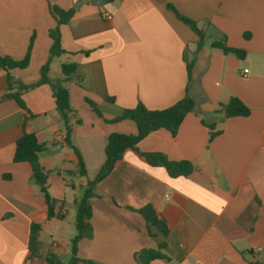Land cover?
<instances>
[{"label":"crops","instance_id":"0c3cea01","mask_svg":"<svg viewBox=\"0 0 264 264\" xmlns=\"http://www.w3.org/2000/svg\"><path fill=\"white\" fill-rule=\"evenodd\" d=\"M81 2L0 0V56L22 61L33 40L29 66L10 72L25 86L41 80L50 57V31L57 26L50 7L75 10L60 30L66 53L52 60L48 77L69 91L71 142L77 150L64 142L66 126L51 86L20 90L33 115L26 129L45 146L40 164L57 201L55 213L63 216L48 220L31 166L14 162L28 115L5 97L8 73L0 70V264H48L47 255L67 264L76 231L66 220L76 215V202L102 169L109 136L137 134L132 121H110L139 103L152 111L170 108L187 90L196 109L177 135L158 130L138 148L191 162L194 172L173 179L163 168L127 153L94 190L92 232L80 241L78 257L98 264H138L137 253L165 242L161 252L168 260L151 264H264V0H114L102 7ZM170 6L204 33L201 48L198 35ZM214 42L246 55L225 54L212 47ZM68 64L77 70L66 80L62 66ZM231 98L240 99L250 115L225 119L223 106ZM208 125L221 132L211 143ZM147 204L167 221V238L156 229L149 236L137 212ZM32 223L42 230L39 255L28 260Z\"/></svg>","mask_w":264,"mask_h":264},{"label":"trees","instance_id":"16d2710c","mask_svg":"<svg viewBox=\"0 0 264 264\" xmlns=\"http://www.w3.org/2000/svg\"><path fill=\"white\" fill-rule=\"evenodd\" d=\"M52 14L56 17L57 26L50 31V37L53 40V45L50 50V57L46 64L41 69V80L30 86L20 84L13 79L10 75L11 71L17 69H26L30 64V54L32 49V43L29 47V51L22 61H16L8 56H0V70H5L8 73L7 77V91L6 98L14 99L18 105L26 112L24 121V134L18 140L16 145V151L14 155L15 163H28L32 169V178L34 182L40 187V191L45 198L48 207V220L53 218L62 219L61 214L55 213L57 201L54 200L49 193L48 188V172H46L40 164V156L45 151V146L39 143L36 133L29 132L26 129L27 120L33 115L26 107L25 102L21 98L20 90H32L40 85H50L53 91V97L55 100L57 110L62 114L63 120L66 126V135L64 142L71 147L76 153L77 150L71 142L72 125L70 124V114L74 113V110L70 105V94L67 88L64 86L53 85L48 77L50 71V65L55 57H60L66 52L62 48L61 44V27L66 25L74 16L75 10H63L55 6H51ZM170 9L174 11L178 19L188 25L199 37V48H201L205 41L204 33L198 28L197 24L189 20L188 18L178 14L173 7ZM213 48L221 49L225 54H234L239 58L245 57L246 53L242 50L232 49L226 46L222 42L212 43ZM77 70L76 64H68L62 66V73L66 80H69L71 75L75 74ZM192 65H188V79L191 80ZM17 89L16 92H13ZM93 111L100 117H103L99 109L95 104L88 100ZM196 109L195 102L189 96L188 90L186 96L173 105L170 108L158 111H152L146 108L142 103H139L135 109H128L123 112L120 117H117L110 122L117 123L121 121H132L137 128L136 135L126 134H111L108 138V142L105 148V162L94 180H89L84 190L82 198L76 202V235L71 241V258L67 264H98L93 261H84L78 257V246L80 241L92 232L91 218L92 207L90 200L96 195L94 190L96 186L106 179L117 167V165L124 159L127 153H132L138 157V159L151 166L159 167L166 170L170 178L189 177L194 172V166L191 162L180 161L174 162L163 153H143L139 150L138 145L151 133L158 130H167L172 136H176L186 116ZM225 119L235 117H248L250 115V109L238 98H231L228 104L223 106ZM107 121V120H106ZM205 124V123H204ZM210 129L209 143H211L218 135L220 131H215L214 125H208ZM80 158V156H79ZM80 174L86 176V170L84 164L81 161L79 163ZM137 212L144 218L148 228V234L150 237H154L152 233L153 229L167 238L170 234L168 223L163 215L152 204H147L144 207L137 210ZM42 230V225L32 223L30 226V238H29V254L28 260H32L39 255V235ZM166 248V243L161 242L157 249H145L135 255V260L138 264H151L154 260H168V258L162 254V250ZM46 261L48 264H64L54 255H47Z\"/></svg>","mask_w":264,"mask_h":264},{"label":"water","instance_id":"95a60500","mask_svg":"<svg viewBox=\"0 0 264 264\" xmlns=\"http://www.w3.org/2000/svg\"><path fill=\"white\" fill-rule=\"evenodd\" d=\"M114 0H82L81 3L83 2H92L94 5L102 7V6H107L113 3ZM78 9V8H76Z\"/></svg>","mask_w":264,"mask_h":264},{"label":"rangeland","instance_id":"374dc122","mask_svg":"<svg viewBox=\"0 0 264 264\" xmlns=\"http://www.w3.org/2000/svg\"><path fill=\"white\" fill-rule=\"evenodd\" d=\"M100 172V171H99ZM98 172V173H99ZM98 173H96L95 174V176L93 177V179L92 180H94L96 177H97V175H98ZM86 176H87V174H86ZM85 177V176H84ZM105 180V179H104ZM103 180V181H104ZM102 182V181H101ZM100 182V183H101ZM78 197H80V196H78ZM70 225H71V228L72 229H74L75 231H76V215L74 214V215H72V216H68V218H67V220H66Z\"/></svg>","mask_w":264,"mask_h":264},{"label":"built area","instance_id":"2783aa9c","mask_svg":"<svg viewBox=\"0 0 264 264\" xmlns=\"http://www.w3.org/2000/svg\"><path fill=\"white\" fill-rule=\"evenodd\" d=\"M102 16L107 20H112V15L108 12H103ZM245 73H248V70H245Z\"/></svg>","mask_w":264,"mask_h":264}]
</instances>
